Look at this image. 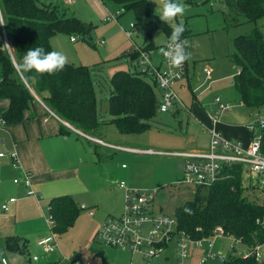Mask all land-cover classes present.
I'll return each mask as SVG.
<instances>
[{
    "label": "trees",
    "instance_id": "16d2710c",
    "mask_svg": "<svg viewBox=\"0 0 264 264\" xmlns=\"http://www.w3.org/2000/svg\"><path fill=\"white\" fill-rule=\"evenodd\" d=\"M100 1L112 3L123 12L132 11L134 28L145 34L144 49H154L151 36L156 31H162L169 39L171 26L159 19L147 0ZM221 3L225 9L222 14L226 29L237 26L241 21L253 26L249 35L233 39L232 61L236 73L231 81L241 104L252 115L258 114L264 108V32L257 27V22L264 20V0H221ZM61 9L39 0H0L5 33L12 44L15 59L13 62L0 47V99L9 102L8 109L0 114V119L5 125L23 121L25 111L35 101L26 85L29 83L33 92L52 112L82 132L94 131L103 123L113 125L123 135L141 134L149 130L158 112L159 95L150 77L139 71L117 70L111 75L108 118L105 120L98 114L93 87L94 81L99 83L97 78L103 71L101 66L89 68L68 64L61 72L27 80L18 74L15 65L26 51L35 47L52 51L50 39L55 34L72 32L84 39L89 38V28L75 18H67ZM189 35L185 30L182 38ZM123 57L126 55L122 54L119 58ZM135 57V53L130 55L131 59ZM35 75L31 73L29 77ZM262 151L264 153V134ZM225 174V178L211 187L195 189L191 201L178 207L173 216L178 229L193 240L207 238L219 227L225 235L232 236L250 249L257 244L256 241L261 242L258 239L264 240V232L256 223L262 214L258 204L261 185L258 179L254 180L256 184L252 190L258 199L256 203L242 194L243 173L240 167L229 168ZM48 207L53 219L50 231L56 235L66 233L79 211L74 200L68 195L55 197L49 201ZM185 209L190 211L186 212ZM4 241L6 251L18 254L22 259L32 256L27 250L26 240L7 237ZM245 253H249L248 256H232L223 264H264L257 263L250 250Z\"/></svg>",
    "mask_w": 264,
    "mask_h": 264
},
{
    "label": "rangeland",
    "instance_id": "374dc122",
    "mask_svg": "<svg viewBox=\"0 0 264 264\" xmlns=\"http://www.w3.org/2000/svg\"><path fill=\"white\" fill-rule=\"evenodd\" d=\"M39 1L45 5L61 7L67 18H75L89 28L90 42H87L80 34L71 32L55 34L50 39V44L52 51L59 50L67 54L69 65H83L89 68L97 65L103 68L97 78L99 83L94 81L93 87L98 114L102 119H107L108 98L111 92L109 79L112 73L117 70L135 71L125 60L119 58L120 54L129 47H134L133 40L139 43L142 37L145 38V34L139 29L131 31V38L126 36L129 24H135L134 14L132 11L123 12L116 5L109 2L102 3L100 0H75V3L70 6L63 5V0ZM147 1L149 7L159 17L160 7L154 0ZM179 2L186 5V12L178 17L176 22L184 25L185 30L190 34L186 38L192 44L188 50L193 58L187 62V68L189 67L191 72L195 70L192 88L202 84L204 69L208 68L214 72L211 78L215 82L203 83L201 100L206 101L208 105L214 97L218 96L222 100L238 104L239 97L231 83L236 73L232 61L233 39L240 35H249L253 26L241 21L237 26L226 29L222 14L225 9L221 0H179ZM111 16L116 19L113 20ZM106 18L110 20L106 22ZM257 27L259 29L263 27L264 32L263 19L257 22ZM0 33L2 36V30ZM70 37H75V42H70ZM166 39L162 31L152 34L151 42L156 55ZM7 41V45L11 47L9 39ZM7 45L4 42L5 54L15 60L12 47L8 49ZM26 85L32 90L31 84ZM186 91L188 92L187 88L181 93L185 94ZM232 108L229 112L241 117L242 112H247L246 108ZM174 113L175 110L165 113L158 111L151 122V128L135 135H120L111 124L99 125L96 131L101 134V139L106 143L131 147L137 152L105 149L101 153L97 165L106 175V197L104 196L105 198L98 203L99 206L94 208H92L94 203L88 200H77L79 211L72 227L66 233L56 235L58 247L56 254L44 255L40 252V248L36 247L34 254L38 253V256L41 254L37 264L126 263L128 260L126 253L102 245L95 238V232L103 226L104 220L109 216H119L123 210L122 193L115 190L117 182L123 181L127 187L128 184L133 185L134 189L158 190L156 206L159 212L165 215H173L178 207L191 201L196 192L195 189L172 186L182 177L180 165L183 163V159L173 153L185 152L192 148L204 149L208 145L209 137L201 133L200 128L194 134L192 130H186L185 126L190 122V117L185 110L181 111L179 116H174ZM255 184L254 179L242 174L243 196L257 203L256 193L252 190ZM81 203H85L89 209H82ZM88 210L93 211L92 217L88 216ZM48 216L46 207L45 219H48ZM45 229L44 234L48 235L49 226L46 225ZM233 239L232 236L222 233L215 242L216 251L226 254L227 259L248 250L251 252L256 245L263 242L262 239H258L261 242L256 241L257 244L249 249L247 245ZM55 257L59 261L58 259L53 261ZM4 258L9 264H23V259L19 255L4 256ZM74 259L76 263L73 262ZM153 264H178V259L170 255L169 260H165L161 256L154 260ZM210 264H223V262L212 261Z\"/></svg>",
    "mask_w": 264,
    "mask_h": 264
},
{
    "label": "crops",
    "instance_id": "0c3cea01",
    "mask_svg": "<svg viewBox=\"0 0 264 264\" xmlns=\"http://www.w3.org/2000/svg\"><path fill=\"white\" fill-rule=\"evenodd\" d=\"M0 27L2 30V25ZM128 30H130L129 27ZM3 41L5 42L4 35L2 34L1 36L0 33L1 48H3ZM145 42L144 37L141 38L139 43L133 40L134 47L143 46ZM129 49L131 48L129 47L121 52L120 55L125 54ZM152 50L154 58L158 60L160 53L156 55V51ZM122 59L126 60L125 57ZM213 73L211 72L209 79L204 74L202 84L192 88L195 70L191 72L189 67L187 68L186 82L176 88L185 108H177L175 112L178 110V114L176 113L175 116H179L183 110L189 114L190 122L185 127L186 130H192V134L200 128L201 133L208 135L207 129L214 128L227 139L238 140L243 144H248L250 142V133L246 128V124L252 119V114L240 101L238 104H234L233 108H246L247 112H242V117L230 113V109L219 117L220 121L214 125L211 124V119L206 109L207 102L201 100L203 95L201 94V87L203 83L213 84L212 82H215L211 78ZM185 88L188 89V92L186 91L185 94L181 93ZM30 91L35 101L25 111L23 121L14 125L0 124V263L1 260H5L8 263L4 256L18 255L6 251L4 240L7 237H20L26 240L27 250L31 255H38V253L34 254L35 248H39V241L47 236L44 234L46 225H48L45 219V209L51 199L68 195L75 203L77 200H88L94 203L92 208L99 206L100 200L106 197V175L100 171L97 165L101 158V153L105 149L121 151L116 149V147L134 150L131 147L114 145L110 142L106 143L96 130L82 132L76 129L70 123L59 118L31 89ZM225 102L232 103L229 101ZM8 106V100L0 99V114L4 113ZM260 113H264V108L260 110ZM84 136L101 140L112 147L97 144ZM204 149L192 148L188 151ZM12 153L15 154L14 159L10 156ZM25 177L29 178L31 189L34 191L35 196L26 195L23 187ZM14 180H18V183L15 184ZM117 183L115 184V190L121 192V198H123L124 192L118 188ZM128 187L134 188L130 184H128ZM10 198H15L16 201L8 203V210L3 211L1 206L7 203ZM76 205L79 206L77 203ZM80 205L85 209H89L85 203ZM93 215V211L88 210V216L92 217ZM126 254L128 255V260L125 264H129L131 256L128 253ZM163 255L162 259L165 260H169L170 255L177 258L176 243L172 242ZM197 258L198 253L194 250L191 254V259L187 263L196 264ZM57 259L55 257L53 261Z\"/></svg>",
    "mask_w": 264,
    "mask_h": 264
},
{
    "label": "built area",
    "instance_id": "2783aa9c",
    "mask_svg": "<svg viewBox=\"0 0 264 264\" xmlns=\"http://www.w3.org/2000/svg\"><path fill=\"white\" fill-rule=\"evenodd\" d=\"M74 3L75 0H63L65 6ZM111 18L116 19L113 16ZM109 20L110 18H106V22ZM129 29L126 31L127 37L131 36V30L134 29L133 24H130ZM2 32L7 45V36L3 25ZM70 42H75V37H70ZM167 43L168 39L161 48L165 47ZM133 53L136 54V57L131 59L130 55ZM125 55L127 57H125V61L130 67L141 74H146L154 83L155 90L159 95L158 111L165 113L177 108H185L176 88L186 82L187 62L183 65L180 75H176L175 73L180 70L171 68L161 53L159 59L156 60L153 56V50H146L143 46H135L127 50ZM204 74L209 79L211 71L204 69ZM232 107L230 103L222 101L220 97H214L206 106L211 124H216L219 117ZM252 116L253 118L246 124L250 133L248 144L227 139L214 128H208L209 142L206 149L173 153V155L181 157L183 163L180 165L182 177L172 186L192 189L209 188L227 176L225 174L227 169L240 167L243 174L254 180L258 179L261 185L260 207L262 214L256 223L264 232V153L262 151L264 114L258 113ZM0 124L5 125L1 119ZM84 137L97 144L112 147L101 140ZM116 149L134 151L123 147H116ZM10 156L15 158L13 153ZM13 182L17 184L18 180ZM117 186L124 192L123 210L119 216H109L105 219L103 226L95 234V238L102 245L128 253L131 256L129 264H153V261L160 258L172 242L176 243L178 264H186L191 259L194 250L198 253L196 264H210L212 261L224 263L228 260L226 254L215 249V242L223 233L221 228L215 229L213 234L207 238L193 240L184 231L178 229L177 220L173 215H165L159 212V208L156 206L158 190L129 188L123 181H120ZM23 187L27 196H35L28 177L24 178ZM15 201V198H10L7 203L1 206V209L7 211V204ZM82 209L85 208L82 206ZM47 211L49 216L46 222L51 229L53 219L49 207H47ZM233 240L240 243L239 240ZM38 246L44 255L55 254L58 249L56 234L49 230V234L39 241ZM232 248L234 249L233 246ZM247 254L249 253L243 252L241 255L248 256ZM250 254L257 263H264V240L261 244L256 245ZM39 258L38 255H32L28 259L24 258L23 264H37ZM73 262L76 263V259ZM1 264L8 263L1 260Z\"/></svg>",
    "mask_w": 264,
    "mask_h": 264
},
{
    "label": "clouds",
    "instance_id": "9594fccd",
    "mask_svg": "<svg viewBox=\"0 0 264 264\" xmlns=\"http://www.w3.org/2000/svg\"><path fill=\"white\" fill-rule=\"evenodd\" d=\"M155 4L160 7L159 19L171 26V34L168 43L160 49V53L166 59L167 63L173 69H179L176 75H180L183 65L190 61L193 56L188 50L192 47L191 41L182 38L185 27L181 23H177V18L183 16L186 12V5L179 0H154ZM5 22L0 10V25ZM7 47L11 48L7 45ZM69 58L66 53L59 50L45 51L43 47L29 48L26 53L16 63L15 69L21 78L27 80L29 78L42 77L45 74L53 75L61 72L69 64ZM35 73V76L29 77V74ZM186 212L190 211L185 209Z\"/></svg>",
    "mask_w": 264,
    "mask_h": 264
},
{
    "label": "water",
    "instance_id": "95a60500",
    "mask_svg": "<svg viewBox=\"0 0 264 264\" xmlns=\"http://www.w3.org/2000/svg\"><path fill=\"white\" fill-rule=\"evenodd\" d=\"M85 40H86L87 42H90V39H89V38H86ZM176 113L178 114V110H177Z\"/></svg>",
    "mask_w": 264,
    "mask_h": 264
}]
</instances>
